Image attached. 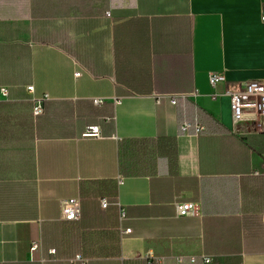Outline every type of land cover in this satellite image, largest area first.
Here are the masks:
<instances>
[{
  "label": "crops",
  "instance_id": "1",
  "mask_svg": "<svg viewBox=\"0 0 264 264\" xmlns=\"http://www.w3.org/2000/svg\"><path fill=\"white\" fill-rule=\"evenodd\" d=\"M263 12L264 0H0V264H264V124H234L228 96L264 83ZM183 120L203 133H180ZM65 199L77 222L62 220Z\"/></svg>",
  "mask_w": 264,
  "mask_h": 264
},
{
  "label": "built area",
  "instance_id": "2",
  "mask_svg": "<svg viewBox=\"0 0 264 264\" xmlns=\"http://www.w3.org/2000/svg\"><path fill=\"white\" fill-rule=\"evenodd\" d=\"M109 15V13H107ZM262 21H264V12L262 14ZM80 72H75V78L80 77ZM218 82L216 76H209V83L211 86H215ZM28 92H33L32 87L26 88ZM0 95L5 97L7 95L6 88H0ZM190 96L188 94H155L154 101L156 105H159L162 101H167L170 105L175 106L178 101L187 100ZM230 98V110L232 115V120L234 124H240L243 122H257L261 125L264 124V83L262 82H249L247 83L241 90L236 92H231L228 94ZM102 99H94V103L99 105L103 103ZM119 103L118 101L116 104ZM35 116L42 114L41 106H36L34 108ZM180 133L188 134L193 132L196 135L202 134L204 131L203 126L198 124L196 121H187L183 120L179 125ZM86 138H99L100 137V128L97 126L89 127L83 134ZM262 176H264V164L262 165ZM118 184L122 185L123 180L121 178L118 179ZM110 203L106 201L101 202V207L103 209L107 208ZM113 206L118 209V217L120 226L121 223L125 219V210L118 200L113 202ZM175 208L177 215L179 217H194L198 215V207L195 204L184 203V202H176ZM60 213L61 218L65 222H77L80 219V204L77 199H65L60 203ZM131 233L130 229L122 230L123 235H128ZM41 245L40 242H32L30 246V252L35 253L40 251ZM50 254H54V250L50 251ZM150 258L149 256H146ZM177 264H184L185 262L189 264H194L196 262V258L194 257H184L178 256L174 259ZM204 264H209L211 260L206 257L201 258ZM163 261L161 258H152V262L156 264H160ZM74 262H79L80 264H88V260L82 258L81 256H76L73 260Z\"/></svg>",
  "mask_w": 264,
  "mask_h": 264
}]
</instances>
